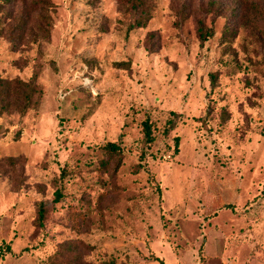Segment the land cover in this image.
<instances>
[{"label":"rangeland","instance_id":"obj_1","mask_svg":"<svg viewBox=\"0 0 264 264\" xmlns=\"http://www.w3.org/2000/svg\"><path fill=\"white\" fill-rule=\"evenodd\" d=\"M36 1L0 7V77L44 91L0 114V264H264V14L158 0L129 31L117 0H50L45 40Z\"/></svg>","mask_w":264,"mask_h":264},{"label":"trees","instance_id":"obj_2","mask_svg":"<svg viewBox=\"0 0 264 264\" xmlns=\"http://www.w3.org/2000/svg\"><path fill=\"white\" fill-rule=\"evenodd\" d=\"M19 0H0L1 11L4 10L3 6L9 4H15ZM119 6L126 13L132 15V22L129 25V31L137 29H143L148 26L153 17V10L158 0H117ZM253 4L257 11H259V17L264 14V0H246ZM215 5V3H211ZM33 6L36 12V23L38 35L45 40H50L51 28L53 26L52 16L50 13L51 9H54V5L50 0H39L33 2ZM36 6V7H35ZM0 11V12H1ZM24 30L26 25L21 19L16 28H13L10 33H14L16 30ZM198 35L202 43L209 40L214 35V31L209 29L206 25L205 19L202 17L198 20ZM215 80H213L214 83ZM44 91L37 81V77H32L29 81H23L21 79H8L0 77V114L4 112H18L20 115H27L30 112H37L41 107V100L43 98ZM143 132L146 142L151 145L156 140L154 133V125L149 119H145L142 123ZM180 138H175L176 147L179 145ZM108 154L114 155V153H120V148L115 143H107L104 147ZM103 166H107L108 163H102ZM119 166V165H118ZM117 166V169L119 168ZM55 203H58L62 199V194L56 192ZM48 216V208L46 203H41L38 208V224L39 226L44 225ZM12 252V248L9 244L5 247L0 248V258L5 253ZM56 258V257H53ZM157 259V258H156ZM58 264V263H53Z\"/></svg>","mask_w":264,"mask_h":264}]
</instances>
